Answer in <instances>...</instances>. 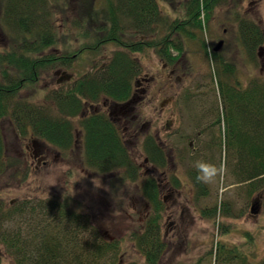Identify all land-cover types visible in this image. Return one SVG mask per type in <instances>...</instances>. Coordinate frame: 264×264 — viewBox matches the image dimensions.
Masks as SVG:
<instances>
[{"label": "trees", "instance_id": "trees-1", "mask_svg": "<svg viewBox=\"0 0 264 264\" xmlns=\"http://www.w3.org/2000/svg\"><path fill=\"white\" fill-rule=\"evenodd\" d=\"M2 1L0 24L9 50L7 53L0 50V176L11 163L5 157L3 121L12 122L22 136L29 133L58 150L68 151L75 142L71 118H77L87 169L99 174L117 172L118 181L136 182L140 177L139 168L113 123L101 113L80 118V112L86 104L96 105L105 100L122 103L131 97L134 82L142 72L141 62L134 53L153 50L164 62L172 63L183 53L188 54L192 46L204 49V23L222 0H103L100 6L95 0H79L78 4L68 0L69 6L75 3L79 7L80 25H83L80 33L83 37L91 36L93 42L75 53L67 50L43 53L56 43L50 21V0ZM166 5L170 9L179 6L180 13L171 16L163 11ZM94 24L102 26L101 34ZM238 31L248 55L255 58L264 46V30L254 21L241 19ZM108 43L116 48L100 64L89 61L90 70L66 88L49 91L43 102L33 103L19 95L21 89L37 83L40 71L70 68L80 53L85 52L92 58L93 51ZM173 51L177 55H173ZM212 61L216 76L210 79L218 78L217 93L222 107L219 117L222 116L225 123V165L239 182L246 184L249 192L260 190L264 196V80L250 79L244 86L238 80L229 83L220 72L233 74V66L215 53H212ZM215 143L212 141L211 145ZM141 147L149 164L163 166L162 150L153 135L144 136ZM191 172L196 187L202 185ZM174 184L178 181L174 180ZM202 186L196 190V195L205 194ZM139 187L150 212L139 229L131 234L132 241L142 255L143 264H160L167 250L160 232L165 203L153 176L144 177ZM9 208L0 209L1 221L26 210L33 220L23 217L24 225L19 223L17 231L5 229L0 235L2 247L15 264H120L118 242L96 234L88 217L72 209L68 200L50 197L33 202L27 199ZM201 211L205 216L215 217L216 207ZM80 226L83 234L93 235L94 240L81 239ZM218 250L228 252L223 246ZM219 256L217 254L218 261ZM241 261L248 263L243 257ZM195 264H200L199 260ZM259 264H264V259Z\"/></svg>", "mask_w": 264, "mask_h": 264}, {"label": "rangeland", "instance_id": "rangeland-1", "mask_svg": "<svg viewBox=\"0 0 264 264\" xmlns=\"http://www.w3.org/2000/svg\"><path fill=\"white\" fill-rule=\"evenodd\" d=\"M95 1L97 6L103 3V0ZM62 2H58L61 9H53L52 14L56 43L43 53H60L65 50L75 53L82 46L93 43L91 36L83 37L80 33L79 7L74 3V7L69 6L68 10H65ZM75 2L78 4L79 0ZM2 3L0 0V7ZM163 11L171 16H175L176 12L180 13L179 6L170 9L166 5ZM241 19L254 21L264 30V1L222 0L211 11L209 19L204 23L202 35L205 48L199 50L198 47L192 46L186 55L183 67L188 72L187 79L183 81V91L180 90L178 94V105L176 102L173 104L175 119L170 120L167 128L164 127L166 118L155 115V108L167 95L172 92L177 94L178 87L173 91L170 82L165 79L166 75L162 76V64L153 50L134 53L142 65V72L136 80L142 82V87L147 90L145 100L150 101H145L144 105L148 106L143 109L146 132H140L138 139L129 135L125 138L126 146L139 167L140 177L134 183L118 181L115 174L117 172L99 174L85 168L82 143L79 141L82 134L77 130V118H71L75 129V144L68 151L58 150L48 144L46 148L40 143L33 145L35 135L27 133L22 136L12 122L3 121L5 156L11 163L0 176V209L9 210V206L18 205L27 199L33 202L50 197L68 200L72 209L88 217L90 224L96 229V234L118 242L117 257L120 264H143L142 255L136 250L131 234L139 229L150 212L147 203L141 198L139 186L144 177L153 176L163 183L161 197L166 209L160 219V232L167 250L160 264H195L198 260L200 264H243L242 257L248 260L246 264H259L264 259L263 191L249 192L246 184L239 182L231 173L230 167L228 169L225 165V123L222 116L219 117L222 107L217 93L218 78L210 79V51L217 41L222 40L223 44L217 55L235 70L233 74L220 72L222 78L229 83L238 80L243 86L250 79L264 80V46L260 56L257 54L252 58L248 55L239 39ZM2 31L0 24V50L7 53L9 45ZM115 48L114 44L108 43L93 51L91 57L95 58L94 63L100 64ZM92 58L87 57L84 52L70 68L58 67L40 71L37 83L24 87L19 95L33 103L43 102L49 91L66 88L83 72L90 70L92 67L89 66V61ZM188 64H191V67L187 66ZM61 70L70 74L72 79L58 84L56 80L59 75L55 73ZM143 77L148 81L142 80ZM157 78L164 81L157 84ZM164 82L166 87L163 92ZM193 95L195 96L188 100ZM167 130L179 131V136L170 135L166 138L165 145L173 158L167 169L160 170L145 163L141 141L145 134L156 136L158 141H162L167 135ZM212 141L216 143L211 145ZM34 150L45 155L46 164L36 162L33 158ZM202 162L215 166L210 174L199 167ZM228 163L230 165L229 161ZM191 171L203 186L196 187L193 184L190 180ZM173 173L177 174V189L169 186L173 183ZM200 186L205 189L204 195H196ZM211 207H216L215 217L202 214V209L208 210ZM251 208L254 209V214L251 213ZM23 217L33 221L27 210L19 216L0 220V235L6 232L5 229L17 231L19 223L24 222ZM83 233L81 228V239L83 237L88 241L94 240L93 235ZM85 240L82 242H86ZM0 243V264L4 258H9L11 264H15L13 257L6 253L2 242ZM219 246H223L228 252L225 254L218 250ZM217 254L220 255L219 261ZM232 254L238 256L234 257Z\"/></svg>", "mask_w": 264, "mask_h": 264}, {"label": "flooded vegetation", "instance_id": "flooded-vegetation-1", "mask_svg": "<svg viewBox=\"0 0 264 264\" xmlns=\"http://www.w3.org/2000/svg\"><path fill=\"white\" fill-rule=\"evenodd\" d=\"M50 1H51V2H49L50 3V7H49L50 11L49 12H51L50 21L52 22V27H53V15H52L53 14V9L60 10L61 8L59 7L58 2L59 1H63L62 4L64 3V5H65L64 9L68 10L69 3H68V0H50ZM100 4H99V6H100ZM90 26H91V24H90ZM94 26L99 29V32L101 34V29L100 28L102 26L98 25V24H94ZM80 27H83V25H80ZM81 30L83 31V28ZM52 31H54V30H52ZM83 53L84 52L80 53V57H81V54H83ZM215 53L217 55L219 52L215 51ZM154 54H155V52H154ZM155 55L159 59L160 63L162 64V71H163L162 76L166 75L165 79H166L167 82L168 81L170 82V87H173V91H174L176 86L178 87L177 94L172 92V94L167 95V97H164V99H162V103H160L158 105V107L155 108L157 110L155 115H161L160 117L164 116V118H166V120H165L166 124H165L164 127L167 128L168 127V123L171 122L170 120L171 119H175L176 112H175V107L173 106V104L176 102V104L178 105V103H179L178 94H179L180 90L183 91V88H184L183 81L187 79L188 72L185 70V67H183L184 64H185V61H186L185 58H187L186 57L187 54L183 53V55H181L179 58L176 59L175 62H172V63H166L162 59H160L157 54H155ZM173 55H177V52L173 51ZM182 58H184V62H182ZM90 62L91 63L95 62V59H92ZM187 66L191 67V64L190 65L188 64ZM55 75H59V77L56 80V82L58 84H60V83L62 84V82L69 81V80L72 79L70 77V75L66 71H62V70L61 71H57L55 73ZM143 79L146 82L148 81V79L145 78V77H143L142 80ZM153 79H155V77ZM163 81L160 80V78H157V84H159V83H161ZM141 84H142L141 81H137L136 80L134 82V91H133L131 97L128 100H126L125 102L118 103V102H114V101H111V100H105V101L100 102V103H98L96 105H87L86 104L84 106V109L82 110V112H80V118H81L82 115L87 116V115H90L92 113H101L103 115H106V117H108L109 120L115 126L120 138L122 139V142L126 146L125 138L127 137V135L131 136V138L138 139L139 136L141 135L142 131L146 132V127H145V124H144V121H143V116H144L143 109H144V107L148 106L147 104H146V106L144 105L145 101L146 102L147 101L150 102V101H149V99L145 100L146 97H147V94H146L147 90L144 89ZM149 84H151V80H150ZM167 84L169 85V83H167ZM165 87H166V83L164 82V84H163V92L165 90L164 89ZM175 94H176V96H175ZM193 94H195V93H193ZM194 96L195 95L190 96L188 100H190ZM185 101H187V100H185ZM170 104H171V106L169 107ZM168 107H169V109H168ZM113 115H114V117H113ZM122 127L124 128V131H122ZM171 128H172V126H171ZM80 133H82L81 128H80ZM166 134L167 135L164 137V139L162 141H158L156 139L158 141V144L161 147V150H162L163 157L161 155L162 158H160V159L162 161L161 164L163 166L162 167L153 166V167H155L156 169H160V170L167 169V167L169 165V162L173 158V155H170V152L167 149V146L165 145V143H167V141H165V140L170 135L178 137L179 136V131L178 132H170V131H168ZM146 135H148V134H145L144 136H146ZM144 136H143V138H144ZM161 136H164V135H161ZM154 138H156V136H154ZM80 140H81V143H82V158H83L82 137L79 139V141ZM142 141H143V139H142ZM142 141H141V146H142ZM32 143H33V145H35L37 143L43 144L45 148L48 145H50L49 143L45 142L44 140L42 141V139H40L38 137H34ZM46 144H48V145H46ZM74 144H75V142H74ZM74 144H73V146H74ZM191 144L192 143L190 142L189 145L191 146ZM49 150L50 149H47V151H49ZM33 158L36 160L37 163H41V164H46L47 163L45 155L43 153H39V151L38 152L36 150L33 151ZM163 160H165V164H163ZM145 163L149 164L148 158L146 156H145ZM85 168L87 169L86 166H85ZM175 175H177V174L173 173V175H172L173 183H170L171 185H169V186H172V188L177 189L175 186L179 187V184H174V180L178 181V179H177V177ZM156 180L158 181L159 190H160V193H161L162 192L161 190H162V184L163 183L160 181V179L159 180L156 179ZM190 180L193 182L191 177H190ZM193 184L195 185V182H193Z\"/></svg>", "mask_w": 264, "mask_h": 264}, {"label": "clouds", "instance_id": "clouds-1", "mask_svg": "<svg viewBox=\"0 0 264 264\" xmlns=\"http://www.w3.org/2000/svg\"><path fill=\"white\" fill-rule=\"evenodd\" d=\"M199 167L202 169V170H205L207 171L209 174L211 172V170L215 167L214 165H211V164H207V163H204L202 162ZM2 264H11V261L9 258H4L3 261H2Z\"/></svg>", "mask_w": 264, "mask_h": 264}, {"label": "water", "instance_id": "water-1", "mask_svg": "<svg viewBox=\"0 0 264 264\" xmlns=\"http://www.w3.org/2000/svg\"><path fill=\"white\" fill-rule=\"evenodd\" d=\"M222 42H218V44L214 47V50H218L221 47ZM251 213H255L254 209L251 208Z\"/></svg>", "mask_w": 264, "mask_h": 264}]
</instances>
